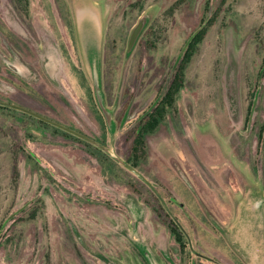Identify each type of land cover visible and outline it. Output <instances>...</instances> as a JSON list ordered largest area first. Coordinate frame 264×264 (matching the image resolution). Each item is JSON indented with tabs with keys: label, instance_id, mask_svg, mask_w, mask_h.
<instances>
[{
	"label": "rangeland",
	"instance_id": "obj_1",
	"mask_svg": "<svg viewBox=\"0 0 264 264\" xmlns=\"http://www.w3.org/2000/svg\"><path fill=\"white\" fill-rule=\"evenodd\" d=\"M211 19L133 160L139 123ZM0 101L75 132L0 107V264H180L175 222L233 264L243 200L264 196V0H0Z\"/></svg>",
	"mask_w": 264,
	"mask_h": 264
},
{
	"label": "flooded vegetation",
	"instance_id": "obj_2",
	"mask_svg": "<svg viewBox=\"0 0 264 264\" xmlns=\"http://www.w3.org/2000/svg\"><path fill=\"white\" fill-rule=\"evenodd\" d=\"M140 24H142L144 28L145 20H142ZM0 102L14 104L9 101H0ZM14 105H17V104H14ZM17 106H21V105H17ZM0 107L14 109V110L26 113L30 116H33L42 122L49 123L25 111H22V110L13 108V107H8L5 105H0ZM21 107L28 109L27 107H24V106H21ZM41 116L45 117L43 115ZM56 123L70 129L69 127L59 122H56ZM62 129L66 130L65 128H62ZM82 138L88 139L84 135ZM253 190H254L253 188L250 189L248 198L246 200H243V207L241 210L239 220L236 222L235 226L233 227V233H234L233 235L235 238L234 243L238 249V252H232V255L234 257L230 255V258L233 264H264V262H262V260H264V196L261 194V192L256 191L257 192L256 193ZM171 226L176 228L179 233V237H178L177 233L176 234L172 233V230L170 229L171 235L174 237V243L178 245V248H176V250L178 251L177 255L180 256L179 257V260L181 262L180 264H203V262H200V263L198 262L197 260L198 258L211 259V261L214 262L215 264H220L218 260H215L214 258H209V256H205V254H203L202 252L196 251L191 241L192 235L189 232H186L185 230L180 229L179 226L176 224V222L172 224ZM235 256L242 259L244 262L243 263L239 262L237 259H235ZM165 257L169 264H174L171 258H168V256L166 255Z\"/></svg>",
	"mask_w": 264,
	"mask_h": 264
},
{
	"label": "trees",
	"instance_id": "obj_3",
	"mask_svg": "<svg viewBox=\"0 0 264 264\" xmlns=\"http://www.w3.org/2000/svg\"><path fill=\"white\" fill-rule=\"evenodd\" d=\"M213 21L214 20L211 19L205 22L201 28L191 36L187 43V47L181 59L180 65L167 92L156 105V107L139 123L131 147V158L133 160H138L141 153H144V149L146 147V136L148 134L154 133L160 124L165 120L169 109L174 108L178 96L185 86L187 65L192 61L194 55L199 49L200 44H202V42L205 40L210 27L213 24ZM131 166L136 168V164ZM170 228L172 233H177V236L179 237L177 229L174 227Z\"/></svg>",
	"mask_w": 264,
	"mask_h": 264
},
{
	"label": "water",
	"instance_id": "obj_4",
	"mask_svg": "<svg viewBox=\"0 0 264 264\" xmlns=\"http://www.w3.org/2000/svg\"><path fill=\"white\" fill-rule=\"evenodd\" d=\"M142 28H143V26H142V24H140V25L135 29V31H134V33H133V35H132V38H131V42H130L131 46H133V44H134V42L136 41V39H137V37H138L140 31L142 30ZM94 84H95V91H96V96H97V100H98L99 106H100L101 110L103 111V114H104L105 117H106L107 124L111 127V125H112V118H111V117H112V116H111V113L109 112V110L106 108L105 103H104V98H103V96H102V94H101L100 74H99V71H97V70L95 71V75H94ZM0 105H5V106H8V107H13V108H16V109H19V110L25 111V112H27V113H29V114H31V115H34V116H36V117H38V118H40V119H42V120H44V121H47V122L51 123V124H53V125L59 126V127H61V128H65L64 126H61L60 124H58V123H56V122H54V121H51V120H49V119H47V118H45V117H42L41 115H39V114H37V113H35V112H32V111H30V110H28V109H25V108H23V107H21V106H17V105L10 104V103H3V102H0ZM65 129L71 131V130L68 129V128H65ZM71 132L75 134L74 131H71ZM76 134L80 136V134H78V133H76ZM81 136L83 137V135H81ZM92 142H94V141H92ZM94 143H95V142H94ZM100 147H101V146H100ZM101 148H102L104 151H106V152H108V153L111 154V152H110L107 148H105V147H101ZM115 158H116V159H117V160H118V161H119L124 167H126L128 170H130V171L133 172L135 175L139 176V177L142 178L144 181H146V179L142 176V174H141L136 168H134L133 166L129 165L127 162L120 160V159L117 158V157H115Z\"/></svg>",
	"mask_w": 264,
	"mask_h": 264
}]
</instances>
